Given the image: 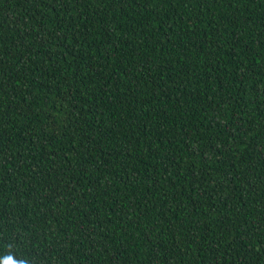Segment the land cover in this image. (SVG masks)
<instances>
[{
  "label": "trees",
  "instance_id": "obj_1",
  "mask_svg": "<svg viewBox=\"0 0 264 264\" xmlns=\"http://www.w3.org/2000/svg\"><path fill=\"white\" fill-rule=\"evenodd\" d=\"M0 264H264V0H0Z\"/></svg>",
  "mask_w": 264,
  "mask_h": 264
},
{
  "label": "snow or ice",
  "instance_id": "obj_2",
  "mask_svg": "<svg viewBox=\"0 0 264 264\" xmlns=\"http://www.w3.org/2000/svg\"><path fill=\"white\" fill-rule=\"evenodd\" d=\"M4 255H6V254L0 255V258H3Z\"/></svg>",
  "mask_w": 264,
  "mask_h": 264
}]
</instances>
